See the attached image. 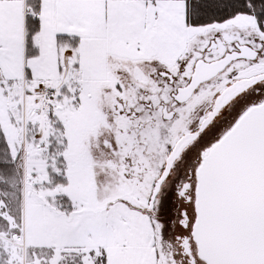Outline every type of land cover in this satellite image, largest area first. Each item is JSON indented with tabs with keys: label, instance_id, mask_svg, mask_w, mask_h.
Masks as SVG:
<instances>
[{
	"label": "snow or ice",
	"instance_id": "snow-or-ice-1",
	"mask_svg": "<svg viewBox=\"0 0 264 264\" xmlns=\"http://www.w3.org/2000/svg\"><path fill=\"white\" fill-rule=\"evenodd\" d=\"M0 264H264V0H0Z\"/></svg>",
	"mask_w": 264,
	"mask_h": 264
}]
</instances>
